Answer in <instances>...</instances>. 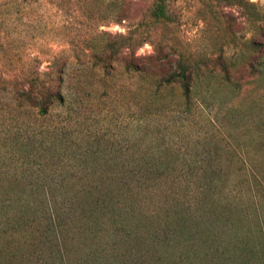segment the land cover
I'll return each mask as SVG.
<instances>
[{
  "label": "trees",
  "instance_id": "trees-1",
  "mask_svg": "<svg viewBox=\"0 0 264 264\" xmlns=\"http://www.w3.org/2000/svg\"><path fill=\"white\" fill-rule=\"evenodd\" d=\"M108 3L116 11L115 21L129 19L130 0ZM147 17L152 23L165 24L170 19L167 0H152ZM149 37L146 30H102L87 41L91 43L93 66L108 70L122 62L124 70L140 75L142 96L136 104V127L125 135L131 136L130 146L91 130L84 112L46 123L51 107L64 101L61 74L25 78L21 87L12 90L15 103L7 110L8 119L16 121L8 127L12 152L26 161L42 158L49 168L0 175V264H126V254L143 248H182L183 258L178 256L176 264H264V220L260 219L264 217V184L258 181L260 192L252 196L244 160L239 159L235 182L239 189L244 187L245 196L256 198L258 203L248 212L240 201L239 189L231 195L225 190L232 177L222 168L231 161L232 149L213 145L208 152L219 150L222 154L197 159L196 167L201 170L196 174L195 188L196 193H203L201 198L184 205L172 196L161 211L149 215L154 222L137 216L136 195L142 194L139 202L145 205V192L159 188L160 180L168 177L177 160L170 152L163 156L151 153L166 136L154 126L155 121H161L156 118L160 108L156 93L177 86L179 100L169 119L180 125L186 120L183 112L191 105L192 78L185 62L177 59L175 70H164L169 58L159 45L152 46L156 54H135L142 43L150 42ZM250 44L263 51L264 30ZM72 124L77 125L73 133ZM21 126L26 128L19 132ZM134 151L140 158L132 161L145 169L142 174L128 163L127 155ZM71 159L81 168L75 176L69 172Z\"/></svg>",
  "mask_w": 264,
  "mask_h": 264
},
{
  "label": "rangeland",
  "instance_id": "rangeland-1",
  "mask_svg": "<svg viewBox=\"0 0 264 264\" xmlns=\"http://www.w3.org/2000/svg\"><path fill=\"white\" fill-rule=\"evenodd\" d=\"M130 1L129 19L117 22L108 0H0V175L14 170L28 174L45 166L42 158L26 161L12 152L8 135V127L16 124L7 114L15 103L12 90L35 75L45 79L61 74L63 78L64 101L51 107L46 123L84 112L91 130L130 146L131 136L125 135L136 127V104L142 96L140 75L124 70L122 62L108 70L93 66L89 59L91 43L87 41L102 30H146L150 42L142 43L135 54H156L152 46L159 45L169 58L164 70H175L177 59L185 62L192 78L191 105L183 112L186 120L180 125L169 119L179 100L177 86L156 93L160 106L156 118L161 121H155L154 126L166 136L151 153L163 156L170 152L177 160L168 177L160 180V187L145 192V205L139 202L142 194L136 195L137 216L154 222L149 215L161 211L159 208L172 196L184 205L201 198L203 193H196L195 188L196 174L201 170L196 167L197 159L222 154L219 150L208 152L213 145L233 152L231 161L222 168L232 177L225 190L231 195L239 189L235 181L238 160L243 159L255 196L260 192L259 182L264 184V50L258 52L250 41L264 30V0H242L239 4L167 0L170 19L165 24L148 19L152 0ZM160 95L164 100L160 101ZM30 124L34 126L31 119ZM25 128L21 126L19 132ZM76 128L72 124V133ZM127 158L137 174L144 173L145 169L135 166L138 161H132L140 158L139 152L129 153ZM71 164L72 169L66 168L75 176L81 168L72 159ZM147 181L144 179L145 184ZM240 188V201L252 212L258 200L245 196L244 187ZM173 251L143 248L126 254L124 260L126 264H176L184 250Z\"/></svg>",
  "mask_w": 264,
  "mask_h": 264
},
{
  "label": "clouds",
  "instance_id": "clouds-1",
  "mask_svg": "<svg viewBox=\"0 0 264 264\" xmlns=\"http://www.w3.org/2000/svg\"><path fill=\"white\" fill-rule=\"evenodd\" d=\"M145 47H147V45Z\"/></svg>",
  "mask_w": 264,
  "mask_h": 264
}]
</instances>
